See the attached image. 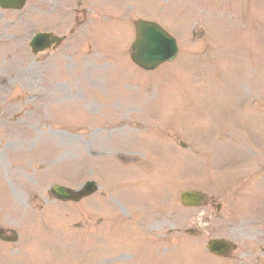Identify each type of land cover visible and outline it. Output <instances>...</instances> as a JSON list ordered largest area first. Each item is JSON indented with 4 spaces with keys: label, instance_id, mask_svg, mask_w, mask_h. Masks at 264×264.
I'll list each match as a JSON object with an SVG mask.
<instances>
[{
    "label": "rangeland",
    "instance_id": "obj_1",
    "mask_svg": "<svg viewBox=\"0 0 264 264\" xmlns=\"http://www.w3.org/2000/svg\"><path fill=\"white\" fill-rule=\"evenodd\" d=\"M128 1L123 5L125 12L135 0ZM212 2L208 0L201 8V21H184L190 12L165 20L174 24L167 23V27L179 35L180 53L172 63L151 72L138 69V73L129 59L133 19L139 12L119 15L116 10L119 21H93V0H29L24 12L9 18L18 21H0V79L11 70L15 77L11 83H1L7 91L0 87V128L4 132L0 154L3 151L9 156L8 167L14 175L3 169L2 177H11L22 194L32 190L31 184L43 186L47 180L43 177L64 182L68 177H78V182L93 177L99 185L92 199L78 204L76 217L83 222L76 231L86 230L89 221L90 231L97 235L87 241L67 236V247L58 246L56 253L51 250L58 260L68 251L74 255L101 252L110 264L120 263L122 254L129 260L134 248L131 240L125 239L128 230L123 225L138 227V222L147 219L131 213V207L143 198L136 196L135 202L129 197L144 193L141 186L133 185H140L139 177L149 175L176 180L173 192L177 201L186 183L215 198L202 208L179 209L172 218L186 222L204 210L209 234L238 244L230 257L218 260L220 264H264V21L262 16L258 21H209L203 8L210 9ZM147 4L144 0L134 2L139 11ZM74 7H82L76 11L82 25L73 43L48 53L45 61L41 59L44 53L33 56L25 48L6 53L10 46L19 45L18 38L26 31L66 21ZM3 13L0 17H7L8 13ZM185 25L188 29L183 32ZM236 49L242 55L228 57L227 53ZM13 63L16 68L9 70ZM126 85L131 89L127 94ZM241 94L253 96L254 106L240 105L236 113L233 103ZM72 106L74 114L70 115L66 109ZM53 109L58 114L51 115ZM62 110L64 116H60ZM235 113L237 131L217 121L233 119ZM215 121L218 140L223 141L215 145L209 141L206 149L205 137ZM244 129L256 135L255 142L251 143L248 135L240 136ZM137 134L138 143H142L138 147L134 142ZM238 142L246 148L237 149ZM244 155L246 162L238 164ZM224 173L223 183L216 187L213 183H220ZM86 203L91 206L88 211ZM32 227L34 245L48 253L49 236L41 232L37 220L32 221ZM54 237L52 241L59 245L61 240ZM189 239L196 241L197 236ZM161 245L155 250L160 251ZM206 254L183 244L176 256L189 264H217ZM242 254L246 258L239 256ZM257 254L260 257L255 261ZM143 255L140 248V258Z\"/></svg>",
    "mask_w": 264,
    "mask_h": 264
},
{
    "label": "water",
    "instance_id": "obj_2",
    "mask_svg": "<svg viewBox=\"0 0 264 264\" xmlns=\"http://www.w3.org/2000/svg\"><path fill=\"white\" fill-rule=\"evenodd\" d=\"M140 29L143 33L141 34L142 39L136 43V46H139V48H138L139 50H137L135 53L136 54L135 59L145 66L153 65L152 57H148L147 55H145V51L141 52L140 49L144 48L145 46H149L151 44V42H154L157 35L161 34V33H160V31H158L159 28L157 29L156 26H154L152 24L144 23V22L141 23ZM146 30H148L146 32V34H148L147 38L144 37V32ZM60 191H61L60 193L64 196L69 195V193H65V191L62 189H60ZM189 193H191V192H189ZM186 201H187V199H186Z\"/></svg>",
    "mask_w": 264,
    "mask_h": 264
}]
</instances>
